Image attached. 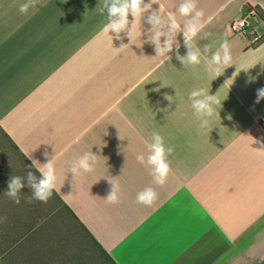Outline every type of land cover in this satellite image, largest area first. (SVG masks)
<instances>
[{
  "label": "crops",
  "instance_id": "0c3cea01",
  "mask_svg": "<svg viewBox=\"0 0 264 264\" xmlns=\"http://www.w3.org/2000/svg\"><path fill=\"white\" fill-rule=\"evenodd\" d=\"M25 2L0 0V144L25 185L28 172L39 179L38 167L53 161L56 187L38 201L41 218L83 229L112 264H264V100L254 103L264 87V19L230 29L249 6L264 11V0H197L201 63L187 67L175 45L170 59L155 56L146 17L159 4L132 28L129 15L130 36L117 39L103 31V0H37L27 14ZM160 2L176 12L182 0ZM176 40L185 55L182 32ZM224 40L232 65L217 77L205 57ZM200 88L221 101L204 129L189 98ZM153 131L174 149L162 186L136 159L147 158ZM86 152L96 155L94 170L74 178L69 168ZM109 179L119 185L115 204ZM146 187L158 193L151 206L136 199Z\"/></svg>",
  "mask_w": 264,
  "mask_h": 264
},
{
  "label": "clouds",
  "instance_id": "9594fccd",
  "mask_svg": "<svg viewBox=\"0 0 264 264\" xmlns=\"http://www.w3.org/2000/svg\"><path fill=\"white\" fill-rule=\"evenodd\" d=\"M37 0H26L19 6L21 13L27 14L29 9L35 7ZM152 4H159V9L151 10L147 15L146 20L152 28V34L150 41L155 45V56L166 57L173 52L175 45L176 59L183 64L184 67L189 65L196 66L201 63V51L199 48L193 47V41L195 38L203 32L206 24L204 21L203 9L197 8V0H182L179 4L176 12L166 11L161 4L160 0H150L149 3H145V0H103V3L97 6V10L100 14L107 16V23L103 27L105 33H114L117 39L121 38V33L126 32L130 36L129 30V15L134 19L131 22V28L133 22L141 20L145 12L151 9ZM166 12V15H165ZM178 13L181 17L187 18L183 23L177 20ZM87 13H85L86 17ZM183 25V27H181ZM183 34L184 45L187 48L185 55H180V44L176 40L177 34ZM210 35L208 32L203 33V38H207ZM161 37H165L163 42ZM113 38V37H112ZM208 52V48L204 49ZM232 56L230 53V47L227 40H224L220 44V48L211 56V58L205 57L206 68L209 72L217 73V77L224 71V69L230 65ZM223 69V70H221ZM255 78H250L249 82H253ZM171 100L170 97H166ZM191 101V108L193 114L197 120L200 121V128H207L210 119L216 113L215 105L221 103L216 95L209 94L205 89H194L189 95ZM264 100V87L256 90V104ZM148 155L147 158L143 154H138L136 159L141 164H146L151 169V175L153 182L156 185H164L171 171L170 162L168 156L174 151L173 147L165 146L164 138L159 132L153 131L151 134V143L147 144ZM260 155H264V144L259 149ZM47 155V153H45ZM96 161V155L94 153L86 152L81 157L76 159L70 166L69 171L75 178L81 171L92 172ZM35 164L36 162L33 161ZM40 172L39 179L33 175L32 172H28L27 181L28 186L32 189V195L28 198L29 203L34 200L47 203L53 194L56 187V170L52 160H49L43 165V168L38 167ZM111 185L110 191L106 195V200L109 204H115L119 202V185L109 179ZM24 182L20 176H11L7 184V192L5 193L16 204L20 203V192L24 188ZM158 198V193L152 187H146L142 191L137 193V202L151 206ZM7 217H0V223L6 221ZM248 256H252L251 253ZM264 259V257H261Z\"/></svg>",
  "mask_w": 264,
  "mask_h": 264
},
{
  "label": "rangeland",
  "instance_id": "374dc122",
  "mask_svg": "<svg viewBox=\"0 0 264 264\" xmlns=\"http://www.w3.org/2000/svg\"><path fill=\"white\" fill-rule=\"evenodd\" d=\"M4 149L0 144V217H7L0 223V264H112L100 251L93 252L95 244L83 229L41 218L38 200L27 202L32 189L28 181L25 185L20 164L7 159ZM11 176L22 177L25 185L19 204L5 194Z\"/></svg>",
  "mask_w": 264,
  "mask_h": 264
},
{
  "label": "built area",
  "instance_id": "2783aa9c",
  "mask_svg": "<svg viewBox=\"0 0 264 264\" xmlns=\"http://www.w3.org/2000/svg\"><path fill=\"white\" fill-rule=\"evenodd\" d=\"M259 10L255 6H249L246 9L245 15L240 18H234L230 22V29L233 31H243L249 23V20L252 18L259 17Z\"/></svg>",
  "mask_w": 264,
  "mask_h": 264
},
{
  "label": "trees",
  "instance_id": "16d2710c",
  "mask_svg": "<svg viewBox=\"0 0 264 264\" xmlns=\"http://www.w3.org/2000/svg\"><path fill=\"white\" fill-rule=\"evenodd\" d=\"M257 9L259 10L260 16L264 19V11L262 10V8L257 6Z\"/></svg>",
  "mask_w": 264,
  "mask_h": 264
}]
</instances>
